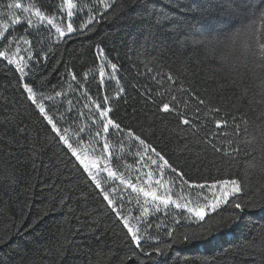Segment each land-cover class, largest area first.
Wrapping results in <instances>:
<instances>
[{"label": "trees", "instance_id": "obj_1", "mask_svg": "<svg viewBox=\"0 0 264 264\" xmlns=\"http://www.w3.org/2000/svg\"><path fill=\"white\" fill-rule=\"evenodd\" d=\"M9 2L11 0H0V4ZM212 2L134 0L133 4H127L120 0L119 4L113 3L111 8L104 9L102 5L95 6L99 0H73L78 5V14L71 21L76 28L89 16L88 12L80 11L82 3L93 5L95 13L106 14L102 18L97 16L99 22L94 24L93 31L70 35L63 40H58L54 29H49L34 15L30 31L26 23L12 26L9 39L22 37L21 47H25L23 39H27L39 64L32 63V71L22 80L14 66L0 62V264H147L149 259L158 260L159 264H264L262 213L245 217L241 228L234 234L217 236L209 243L191 245L179 242L163 256L153 253L149 258L141 254L134 242H127L123 222L108 209L100 190L89 181L82 166L77 167L78 161L66 151V146L58 142L51 125L22 88L23 83H28L45 95H54L53 86H57L55 91L63 88L66 98L62 102L45 101L49 114H55L54 119L60 127L87 125L88 109L84 107L87 100L77 99L79 92L69 93L67 85H61V74L66 69L80 77L88 72V77L81 78L80 84L95 97L100 91L95 49L99 44L107 58L118 65L117 75L121 86L126 89L125 94L111 102L112 119L134 128L138 134L143 131L157 151L185 173V179L202 182L204 179L235 177L242 181V185L245 182L251 184L248 195L259 199L255 189L264 185V173L255 171L245 181L248 157L242 152L236 157L225 153L229 147H236L235 144L227 145V141L237 137V124L240 126L239 137H243L241 118L255 120L264 112V103H260L258 95L253 99L258 91V81L249 68L239 67L234 73L216 60L205 59L203 49L198 46L197 41L212 34L203 31L208 18L207 9ZM20 3L22 8L35 5L53 15L57 14L56 6L63 0H20ZM22 8L11 11L24 20L29 14ZM9 11L0 8V20L11 24ZM68 22L65 16L61 25L65 30ZM0 50L4 48L0 47ZM168 73L177 78L174 83L167 80ZM241 74L237 86L232 81ZM41 83L47 86L41 88ZM181 83L194 95L176 91ZM116 87L115 82L108 84L107 94L114 96ZM169 87L172 91L165 97L157 95ZM145 89L151 90V100L156 103L145 97ZM171 95L177 97L174 106L193 123L197 122L199 115V130L195 135L188 131V125H182L175 113L158 110V105ZM197 97L205 104L200 105ZM68 100L73 101L75 109L66 122L60 121V115L68 111ZM209 108H219L220 111L209 112ZM196 109H200L199 114ZM81 112L83 115L76 119ZM216 119H225L228 124L217 129ZM182 129L186 135H181ZM95 131L93 128L91 133H86L82 141L83 149L90 156V149L99 148L94 142L89 143ZM208 139L220 151L209 146ZM109 143L116 157L112 161L114 170L125 172L124 166H130L131 174L125 172V178L132 179L138 186L155 188L158 195L167 194L173 199L191 201L192 207L213 198L207 188L199 190L181 186L170 171L163 176L154 173L152 177L153 181L162 180L170 189L168 193L158 185L140 183L135 177L152 170L150 161L139 159L135 155V146L115 133ZM240 148L243 149V145ZM118 184V180L109 183L105 190ZM238 195L243 196V193ZM143 200V194H140L141 203ZM146 206L149 207V216L138 224L134 217L142 215L139 205L134 199L125 204V214L131 213L129 220L133 226L143 228L151 224L148 232L159 236L158 240L143 242L144 253L156 247L163 249L172 243L166 230H172L174 237L198 230L195 223L189 225L186 210L176 209L174 204L167 209L161 205L159 211H154L155 206L151 203ZM232 212L230 204L221 206L211 218L228 217Z\"/></svg>", "mask_w": 264, "mask_h": 264}, {"label": "snow or ice", "instance_id": "obj_2", "mask_svg": "<svg viewBox=\"0 0 264 264\" xmlns=\"http://www.w3.org/2000/svg\"><path fill=\"white\" fill-rule=\"evenodd\" d=\"M113 3L119 4L120 0H111V2L110 0H99V4L95 6L102 5L104 9H109ZM125 3L133 4L134 0H125ZM0 8L10 10L8 14L11 17V24L0 20V47L4 48V50H0V62H7L9 66H14V70L22 80L27 78L29 72L32 71L31 64H39V60L36 59L33 48L28 47L29 41L27 39H23L25 47L20 46L22 37L14 36L12 39H9L12 26L26 23L29 26L28 31H30L33 25L31 17L34 15L38 21L47 24L49 29H54L58 40H63L70 35L93 31L94 24L99 22L97 16L99 15L102 18L106 14L95 13L93 5L82 3L79 5L80 11L88 12L89 16L87 20L81 22L79 28H76L71 21L74 15L78 14V5L74 4L73 0H63L62 4H58L56 6V13L58 15H49L35 5L22 8L20 0H11L9 3L0 4ZM21 8L23 12L29 14L24 20L11 11L12 9ZM65 8L66 12L64 11ZM207 13L208 18L204 22L203 31L211 32L212 34L210 36L206 35L203 39V44L198 45L203 49L205 59L216 60L217 63L229 67L234 73L239 67L249 68L253 77L258 81L256 86L258 91L254 93L253 99L255 100L258 95L260 103H264V0H213L209 4ZM212 13L215 14L213 15ZM65 16L69 20L66 24V30L65 27L61 26ZM95 49L99 63L98 88L100 89L95 97L90 96L84 86L80 84V79L88 77V72L83 73V76L80 77L76 72L66 69L65 73L61 74V85L66 84L69 93L79 92L77 99L82 97L87 100V104L84 106L88 109L89 123L87 125L81 126L76 124L73 127L70 124L68 127H60L58 121L54 119L55 114H49L45 101L62 102L66 98L63 88L61 91H55L57 86H53L54 95H45L43 92L38 93L28 83H23L22 88L27 93V98L35 105L39 113L43 115L47 123L51 125V130L58 138V142L66 146V151L78 161L77 167L82 166V171L86 174L89 181L94 183V186L100 190L108 209L115 214L119 221L123 222V227L127 229L126 236L128 237V243L134 242L135 247L140 249L141 254L149 258L153 253L163 256L166 251L170 252L173 246L179 242L191 245L206 244L217 236L229 233L234 234L241 228L245 217L256 213L264 214V185L261 188L255 189V194L259 199H254L248 195V191L252 188V185L247 182L242 185V181L235 177L231 179H212L211 181L204 179L202 182L185 179V173L170 163L164 154L157 151V148L148 141V137L143 131L138 134L134 128L122 125V122L112 119L114 110L111 107V102L113 99H118L125 94L126 89L121 86L120 78L117 75L119 71L118 65L112 63L107 58L104 49L99 44L95 45ZM158 75L161 74L158 73ZM176 79L171 73L167 74L169 82L174 83ZM240 79H242V74L232 82L239 86L238 80ZM112 82H115L117 87L115 95L109 96L107 94V85ZM161 83H163L162 76ZM46 86V83H41L40 85L41 88ZM171 91L172 89L169 87L158 92L157 95L165 97ZM176 91L190 93V89L186 88L183 83H181ZM244 92L246 94L247 89ZM190 94L194 95V93ZM144 95L150 102L156 103V101L151 100L152 93L150 89H145ZM176 99L175 95H171L170 99L158 105V110L164 113H175L182 125H188V131H191L195 135L199 130V115L196 117L197 122L193 123L178 107L174 106L173 102ZM197 99L200 105L205 104L204 100H199L198 97ZM68 104V111L66 114L60 115V121L66 122L67 117L71 116L75 109L72 100H68ZM185 107H187V102ZM219 111V108H209V112L218 113ZM196 112L199 114L200 109H196ZM82 115V112L79 113L76 119H79ZM205 115H208V113H205ZM241 119L244 124L243 137H239L240 126L237 124V137L227 141V145L231 146L235 144L236 147H229L225 154L236 157L242 152L244 156L248 157L244 171L245 181H247V178L255 171L264 173V112H261L260 116L252 121L243 117ZM233 120H235V117H233ZM214 123L216 128L219 129L221 125H227L228 121L216 119ZM93 128L96 131L90 137L89 143L94 142L99 148L90 149L92 155L89 156L83 153L82 141L84 135L91 133ZM113 133L122 140L126 138L130 145L135 146V155L141 160L146 159L150 161L151 166H153L152 170L145 171L141 175H136L135 179L140 183L158 185L163 189L164 193H168L170 191L169 187L160 179L153 181L152 177L154 173L163 176L166 174V171H170L175 174V178L179 180L181 186L187 185L190 189L199 190L207 188L213 198L208 199L202 205L192 207L187 203L177 202L171 195H158L155 188L146 189L145 187L138 186L132 179L125 178V172L131 174L130 166H124L125 172H118L112 166V161L116 157L110 146L109 138ZM186 134L187 132L182 129L181 135ZM206 142L215 151H220V148L212 143L211 139L206 140ZM240 145H243V149L240 148ZM145 178L147 179L145 180ZM117 180L119 184L116 187L105 190L106 185L115 183ZM241 193H243V196L238 195ZM140 194H143L144 197L142 203L140 201ZM149 198L151 199L149 200ZM133 199L139 205V210L142 213V215L134 217L138 224L149 216V207L146 206L149 203L155 206L154 211H159L161 205L167 209L170 204H174L176 209L186 210L187 216L185 218L189 221V225L191 226L192 223H195L198 230H194L191 233L185 232L177 237H174L172 230H166V235L172 238V243L165 245L163 249L156 247L151 252L144 253L143 242L158 240L159 236H152L148 232V228L152 227L151 224H146L141 228L133 226L130 223L129 215L131 213L125 214V204L131 203ZM229 204L233 210L230 216L215 220L211 218L212 214L221 209V206ZM183 214L181 213V215ZM20 227L23 228V225ZM28 227L31 228V225ZM156 227L160 228V225H156ZM19 233L20 229L18 228L17 234ZM133 255L135 256V253ZM141 264H144V262H141ZM147 264H159V261L149 259Z\"/></svg>", "mask_w": 264, "mask_h": 264}, {"label": "rangeland", "instance_id": "obj_3", "mask_svg": "<svg viewBox=\"0 0 264 264\" xmlns=\"http://www.w3.org/2000/svg\"><path fill=\"white\" fill-rule=\"evenodd\" d=\"M83 153L90 156V154L87 153L86 150H84V149H83ZM174 200H176L179 203H187V204H189V206H191V201H188V200H185V199H181V198L180 199L177 198V199H174Z\"/></svg>", "mask_w": 264, "mask_h": 264}, {"label": "clouds", "instance_id": "obj_4", "mask_svg": "<svg viewBox=\"0 0 264 264\" xmlns=\"http://www.w3.org/2000/svg\"><path fill=\"white\" fill-rule=\"evenodd\" d=\"M198 44H203V40L197 41Z\"/></svg>", "mask_w": 264, "mask_h": 264}]
</instances>
